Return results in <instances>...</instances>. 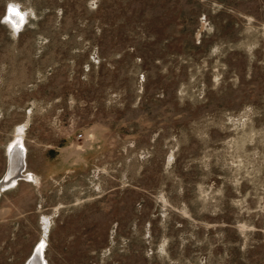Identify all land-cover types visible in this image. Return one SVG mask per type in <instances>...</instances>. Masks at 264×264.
I'll return each mask as SVG.
<instances>
[{"label":"rangeland","instance_id":"1","mask_svg":"<svg viewBox=\"0 0 264 264\" xmlns=\"http://www.w3.org/2000/svg\"><path fill=\"white\" fill-rule=\"evenodd\" d=\"M38 248L264 264V0H0V264Z\"/></svg>","mask_w":264,"mask_h":264},{"label":"bare ground","instance_id":"2","mask_svg":"<svg viewBox=\"0 0 264 264\" xmlns=\"http://www.w3.org/2000/svg\"><path fill=\"white\" fill-rule=\"evenodd\" d=\"M11 13L9 14L10 17H12L15 20L19 19V17L17 18V16L19 14L17 15L16 13H14V14L13 13L11 14ZM9 155H10V167H9V172L7 173V176H6L7 178L3 182L4 184L11 182V181L12 182L15 181L18 176L19 177L26 176V177H32L33 178L34 175H32L31 172H25L23 170V167H24V147L20 141L16 140V142H14L11 145ZM16 172H17V174H15ZM39 253H40V249L38 248L37 252L29 260L28 264H40Z\"/></svg>","mask_w":264,"mask_h":264},{"label":"snow or ice","instance_id":"3","mask_svg":"<svg viewBox=\"0 0 264 264\" xmlns=\"http://www.w3.org/2000/svg\"><path fill=\"white\" fill-rule=\"evenodd\" d=\"M9 10H10V11H13V9H12L11 7L9 8Z\"/></svg>","mask_w":264,"mask_h":264}]
</instances>
